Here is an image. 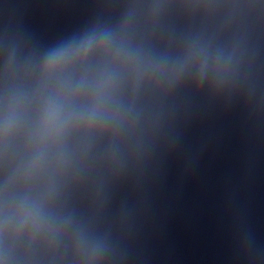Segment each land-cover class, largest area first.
<instances>
[{"label":"water","instance_id":"obj_1","mask_svg":"<svg viewBox=\"0 0 264 264\" xmlns=\"http://www.w3.org/2000/svg\"><path fill=\"white\" fill-rule=\"evenodd\" d=\"M0 264H264V0H0Z\"/></svg>","mask_w":264,"mask_h":264}]
</instances>
